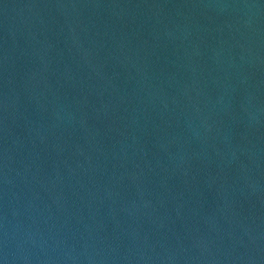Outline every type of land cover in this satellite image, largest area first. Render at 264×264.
<instances>
[{
  "label": "water",
  "instance_id": "1",
  "mask_svg": "<svg viewBox=\"0 0 264 264\" xmlns=\"http://www.w3.org/2000/svg\"><path fill=\"white\" fill-rule=\"evenodd\" d=\"M0 264H264V0H0Z\"/></svg>",
  "mask_w": 264,
  "mask_h": 264
}]
</instances>
